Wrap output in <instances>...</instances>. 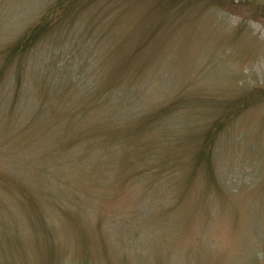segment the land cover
<instances>
[{
	"label": "rangeland",
	"instance_id": "374dc122",
	"mask_svg": "<svg viewBox=\"0 0 264 264\" xmlns=\"http://www.w3.org/2000/svg\"><path fill=\"white\" fill-rule=\"evenodd\" d=\"M0 264H264V0H0Z\"/></svg>",
	"mask_w": 264,
	"mask_h": 264
}]
</instances>
